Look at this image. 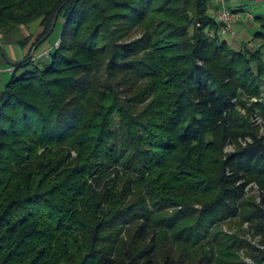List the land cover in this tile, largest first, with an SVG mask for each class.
I'll list each match as a JSON object with an SVG mask.
<instances>
[{
  "label": "trees",
  "instance_id": "1",
  "mask_svg": "<svg viewBox=\"0 0 264 264\" xmlns=\"http://www.w3.org/2000/svg\"><path fill=\"white\" fill-rule=\"evenodd\" d=\"M66 2L0 0L7 45L64 19L0 83V264H264V15L237 48L219 0Z\"/></svg>",
  "mask_w": 264,
  "mask_h": 264
},
{
  "label": "crops",
  "instance_id": "2",
  "mask_svg": "<svg viewBox=\"0 0 264 264\" xmlns=\"http://www.w3.org/2000/svg\"><path fill=\"white\" fill-rule=\"evenodd\" d=\"M227 2H228V5L230 4V6H229V8L230 9H233V10H239L240 12H244V13H250V14H255V13H253V12H251V11H249V9H248V5L249 4H255V5H257L258 7H259V9L261 10L259 13H257V14H264V10H263V8H264V0H227ZM256 20V19H255ZM239 22H236L235 24H234V26H236L237 27V31H238V33H241L242 34V38H244V39H246L247 37H248V33L246 32V30H249V31H251L252 32V34H253V32H254V30L255 29H257L258 27H260L259 26V23L257 22V20L256 21H249L248 19H246V18H243V19H241V20H238ZM238 23H243L242 25L241 24H238ZM238 24V25H237ZM233 26V27H234ZM243 29H245V30H243ZM40 31V30H39ZM38 31V32H39ZM235 31V30H234ZM37 32V33H38ZM23 33L26 35V36H28V35H30L31 33H30V31L27 29V28H23ZM228 36H230V35H228ZM228 36H226V37H224L225 39H228ZM231 36H233V35H231ZM61 37H62V30L59 32V35L57 36V38H56V40H55V42H54V44L57 42V41H59V40H61ZM229 40V39H228ZM2 42V39H1V37H0V46H2L1 43ZM53 44V45H54ZM53 45H51L49 48H46V49H44L45 51H47V50H49V49H51L52 48V46ZM4 47H5V45H3ZM5 48H12V53H13V55L10 57V58H12L13 60H16V61H23L24 60V58H25V56L28 54V52H29V50H30V45L27 47V48H25V49H21V47H17V46H15V45H7L6 44V47ZM0 49H1V47H0ZM39 49V48H38ZM5 52V51H4ZM6 53V52H5ZM7 54V53H6ZM0 68H7L6 66H4V64H3V62H0ZM4 75V74H3ZM3 75H1L0 76V82H2L3 80H4V77H3Z\"/></svg>",
  "mask_w": 264,
  "mask_h": 264
},
{
  "label": "rangeland",
  "instance_id": "3",
  "mask_svg": "<svg viewBox=\"0 0 264 264\" xmlns=\"http://www.w3.org/2000/svg\"><path fill=\"white\" fill-rule=\"evenodd\" d=\"M229 1V0H228ZM228 3V2H227ZM228 6H230V4L228 5ZM248 9H249V11H251V12H253V13H255V14H252L253 16L251 17V18H249L248 20L249 21H256L255 19H256V17L255 16H257V15H264V14H257V13H259L261 10L259 9V7L257 6V5H255V4H249L248 5ZM263 10H264V8H263ZM241 20V19H240ZM62 21L64 22V19H61V21H60V26H58L59 28L56 30V32L53 34V36L48 40V42L42 47V50H44V49H46V48H49L51 45H53L54 44V42H55V40H56V38H57V36L59 35V32L62 30V25H63V23H62ZM236 22H239L238 20L236 21ZM235 22V23H236ZM234 23V24H235ZM238 24H243V23H238ZM237 24V25H238ZM36 27H33L32 28V30H34ZM260 29V27H258L257 29H255L254 30V32H253V34H252V32L251 31H249V30H246V32L248 33L247 35H248V37L246 38V39H244V38H242V34L241 33H238V31H237V27L236 26H234V30H235V35H233V36H228V39H229V41L235 46V47H237V48H241L242 46H243V44L246 42V43H249V46H250V48H256V45H258L260 42H259V40H255L254 39V34L258 31ZM243 30H245V29H243ZM9 39V38H8ZM2 44V46L3 45H5V47H6V44H8L9 42L7 41V42H5V41H2L1 42ZM58 44H61V40H59V41H57L53 46H52V48L51 49H49V50H47V51H50V52H52V50H54V49H57V46H58ZM10 46V45H9ZM15 46H17L18 47V45H15ZM6 49V52H7V55L8 56H12L13 55V53H12V48H5ZM33 50H34V48L33 49H31L30 50V53L32 54V52H33ZM46 51V52H47ZM3 51H2V49H0V53H2ZM3 54V53H2ZM43 54V53H42ZM41 54L40 53H38V51H36V53H35V55H34V57L37 59V57L39 58V56H40ZM50 57H51V55H50ZM50 57H48V58H50ZM48 58H45V59H48ZM3 57L0 55V62H3ZM3 75V74H2ZM3 77H4V80L2 81V82H6V81H8L9 79H10V75H8V73H6V74H4L3 75ZM1 83V82H0ZM253 98V97H252ZM232 150V148H230L229 149V151H231ZM255 194H257V191H253Z\"/></svg>",
  "mask_w": 264,
  "mask_h": 264
},
{
  "label": "built area",
  "instance_id": "4",
  "mask_svg": "<svg viewBox=\"0 0 264 264\" xmlns=\"http://www.w3.org/2000/svg\"><path fill=\"white\" fill-rule=\"evenodd\" d=\"M253 15L250 13H244V12H235L232 9L229 8L227 0H219V8L217 11V17L221 22V31L223 36L227 35H235L234 31V23L237 20L246 18L249 19ZM61 44H58L57 49L60 48ZM51 52L47 51L43 54H41L40 58H48L50 57ZM15 72V68L10 67L6 69H0V76L4 73L13 74ZM254 103H264V86L259 94V96L253 97L251 99ZM255 122L262 125L263 132H264V119L260 116H258L256 119H254Z\"/></svg>",
  "mask_w": 264,
  "mask_h": 264
},
{
  "label": "water",
  "instance_id": "5",
  "mask_svg": "<svg viewBox=\"0 0 264 264\" xmlns=\"http://www.w3.org/2000/svg\"><path fill=\"white\" fill-rule=\"evenodd\" d=\"M70 1H71V0H67V2H66L64 5H66V4L69 3ZM58 21H59V13H58L57 16H56V19H55V21H54L53 27H52L51 31L49 32L48 36L45 37L43 40H41V41H40V42L34 47V50H33L32 54H31V56L29 57L30 59L34 57V55H35L36 51L38 50L39 46H40L44 41H46L47 38H48L50 35L53 34V32H54L55 29H56V26H57ZM2 53H3V55L5 56L6 60L9 62V64H10L11 66H13V67H18L20 64L23 63V61H16V60H13V59L10 58V57H9L4 51H3Z\"/></svg>",
  "mask_w": 264,
  "mask_h": 264
}]
</instances>
